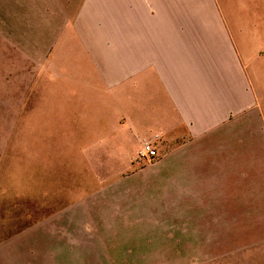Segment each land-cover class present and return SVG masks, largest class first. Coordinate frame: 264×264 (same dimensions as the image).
Instances as JSON below:
<instances>
[{
    "label": "rangeland",
    "instance_id": "obj_1",
    "mask_svg": "<svg viewBox=\"0 0 264 264\" xmlns=\"http://www.w3.org/2000/svg\"><path fill=\"white\" fill-rule=\"evenodd\" d=\"M79 2L0 0V264H211L239 248L264 261V133L246 135L245 180L226 130L217 148L176 135L138 156L114 37L75 18Z\"/></svg>",
    "mask_w": 264,
    "mask_h": 264
},
{
    "label": "crops",
    "instance_id": "obj_2",
    "mask_svg": "<svg viewBox=\"0 0 264 264\" xmlns=\"http://www.w3.org/2000/svg\"><path fill=\"white\" fill-rule=\"evenodd\" d=\"M74 17L114 37L110 79L127 87L135 147L178 135L201 149L210 136L213 149L226 130L231 178L248 179L246 135L264 133V0H80ZM212 157L200 158L201 179L217 170ZM214 255L211 264H264L241 248Z\"/></svg>",
    "mask_w": 264,
    "mask_h": 264
},
{
    "label": "built area",
    "instance_id": "obj_3",
    "mask_svg": "<svg viewBox=\"0 0 264 264\" xmlns=\"http://www.w3.org/2000/svg\"><path fill=\"white\" fill-rule=\"evenodd\" d=\"M157 155H158L157 149L151 140H144L141 143L138 149V156L151 159L156 157Z\"/></svg>",
    "mask_w": 264,
    "mask_h": 264
}]
</instances>
